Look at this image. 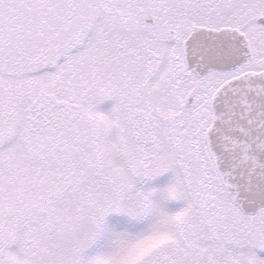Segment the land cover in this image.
Returning <instances> with one entry per match:
<instances>
[{"label": "snow or ice", "instance_id": "1", "mask_svg": "<svg viewBox=\"0 0 264 264\" xmlns=\"http://www.w3.org/2000/svg\"><path fill=\"white\" fill-rule=\"evenodd\" d=\"M0 264H264V0H0Z\"/></svg>", "mask_w": 264, "mask_h": 264}, {"label": "rangeland", "instance_id": "2", "mask_svg": "<svg viewBox=\"0 0 264 264\" xmlns=\"http://www.w3.org/2000/svg\"><path fill=\"white\" fill-rule=\"evenodd\" d=\"M109 105H110V102H109ZM168 179H169V175L165 174L163 177L157 178V180L154 181V183L162 186L167 182Z\"/></svg>", "mask_w": 264, "mask_h": 264}]
</instances>
